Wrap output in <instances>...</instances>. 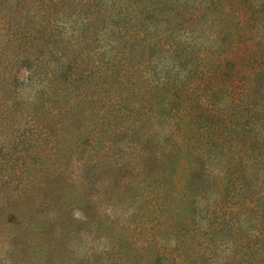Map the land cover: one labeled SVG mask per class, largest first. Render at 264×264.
Here are the masks:
<instances>
[{"label": "trees", "instance_id": "1", "mask_svg": "<svg viewBox=\"0 0 264 264\" xmlns=\"http://www.w3.org/2000/svg\"><path fill=\"white\" fill-rule=\"evenodd\" d=\"M106 170L110 264H264V0H0V264H56ZM163 205L208 246L164 257Z\"/></svg>", "mask_w": 264, "mask_h": 264}, {"label": "rangeland", "instance_id": "2", "mask_svg": "<svg viewBox=\"0 0 264 264\" xmlns=\"http://www.w3.org/2000/svg\"><path fill=\"white\" fill-rule=\"evenodd\" d=\"M101 47L103 48V46ZM256 50L257 47L252 43H244L236 47L233 53H230L231 65H237L238 68L240 66L242 69L244 67L243 61H248L252 56H255V53H257ZM142 60L148 61L149 58L144 56ZM23 75H27V72L25 71ZM27 85H29V82ZM26 87V92L31 94L29 86ZM114 150L117 151V146ZM104 160L108 161V159L103 158V161ZM106 171L108 173L105 172L101 175L103 178L99 180L97 184L92 183L90 194H92V196L95 195L92 198L93 202L86 208L82 217L83 221L79 222L81 226L73 232L71 239L68 241V243L71 241L68 253L62 255L56 261V264H110L112 256L117 254V183L113 187L108 186L105 179L110 176V171ZM92 192L97 193L93 194ZM138 200L140 201L139 197L132 195L123 202L124 205H122L120 209L118 208V212L122 213L121 209L129 208L127 209L128 216L122 220L121 218L118 219V222L127 221V219L129 220L140 216V214L134 210L137 209L140 211L141 207L143 211L144 204H139ZM196 209V220L185 221L181 218L180 214L178 215V212L171 208V206L163 205V207H159L156 215L161 216L156 218L153 222L156 224V228H158V237L159 235L161 236V238H157L159 240L157 247L160 246L162 248V255L164 257L169 256L173 252L176 254L185 253L186 251L182 245H185L186 248L192 245L191 238H194L195 244L190 246V248H194L197 245L201 248H206L208 246L207 240H201L208 232L207 219L209 216H219L221 210L219 208H212V211H206L202 208V205L199 207L197 206ZM251 215L256 216L257 213H252ZM149 218L152 219L150 216ZM249 223L250 222L245 223L242 226L243 231L245 230V234L249 229L248 226L251 228ZM135 226L134 224L133 227ZM194 228H198L197 236L190 234L196 233L192 232ZM186 235H189L190 238H184ZM228 236L230 238H227ZM138 238L139 236H136L135 239L137 240H132L136 245H139L140 242ZM157 239L151 243V246L147 244L149 247V256H154L156 253ZM217 239L219 240L221 255L226 254V257L228 255L237 257V254H243L240 248L233 244L234 237L229 235V233H226L225 237L220 234ZM73 259L75 261H73Z\"/></svg>", "mask_w": 264, "mask_h": 264}]
</instances>
